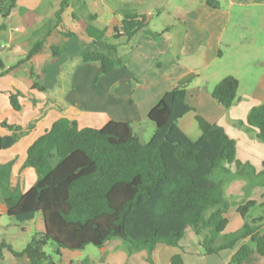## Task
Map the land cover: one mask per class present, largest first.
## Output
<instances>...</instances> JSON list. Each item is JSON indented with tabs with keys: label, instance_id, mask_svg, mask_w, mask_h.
<instances>
[{
	"label": "trees",
	"instance_id": "16d2710c",
	"mask_svg": "<svg viewBox=\"0 0 264 264\" xmlns=\"http://www.w3.org/2000/svg\"><path fill=\"white\" fill-rule=\"evenodd\" d=\"M69 2L63 0L54 19L34 32L24 57L15 65L7 68L0 55L1 76L41 51L46 38L60 26ZM208 3L219 7L217 0ZM16 4L17 0H0V15H10ZM87 19L83 26L93 44L106 45L108 52L84 49L81 58L86 63H99L103 73L124 63V57H113L112 53H118L121 45L130 43L147 27V16L125 10L110 40L106 29L93 24L94 14ZM52 50L53 61H57L67 48L60 45ZM35 87L45 89L38 81ZM238 90L239 79L228 75L211 94L229 109L237 101ZM21 94L18 90L10 94L16 110L22 109ZM186 96L185 85L163 95L148 115L155 130L146 142L130 122L110 120L100 128H81L76 119L59 118L28 149L23 166L34 168L37 180L27 191L12 184L15 160L0 164V195L8 216L25 222L41 214L45 222V230L36 232L22 250L1 242L0 260L2 248L7 247L17 256L27 254L32 264H60L45 250L50 242L61 255L62 249L84 250L91 244L102 248L119 238L129 254L147 250V260L154 264L159 244L179 246L189 231L194 232L206 255L220 254L243 242L228 264H243L254 251L264 256V215L249 216L256 201L240 204L238 212L244 224L225 232L232 206L226 195L227 183L236 178L247 180L248 193L254 185H264V168L257 174L252 164L238 160L236 140L223 126L200 114L196 115L200 137L193 140L185 133L179 120L195 110ZM237 124L257 130V138L264 142V103L250 110L246 123ZM1 126L11 133L0 134V150L12 147L34 123L23 128L3 121ZM232 163H236V171L227 166ZM219 170L225 178L216 177ZM258 176L260 181L255 180ZM171 264H184L182 255H173Z\"/></svg>",
	"mask_w": 264,
	"mask_h": 264
},
{
	"label": "crops",
	"instance_id": "0c3cea01",
	"mask_svg": "<svg viewBox=\"0 0 264 264\" xmlns=\"http://www.w3.org/2000/svg\"><path fill=\"white\" fill-rule=\"evenodd\" d=\"M62 1L17 0L10 15H0V55L7 68L24 57L34 32L54 19ZM217 1L218 8L212 7L208 0H70L62 13L60 26L46 38L41 51L5 75H0V134L11 133L1 126L3 121L23 128L35 123L12 147L0 150V164L15 160L12 184L27 191L36 182V170L23 166L28 149L59 118L76 119L81 128H100L110 120L126 121L139 134L137 123L148 118L151 109L169 89L182 85L187 88V102L195 110L179 120L180 128L190 137L193 132L199 138L197 114L223 126L228 135L236 140V158L249 162L260 174L264 168V142L257 138V130H248L237 123H246L250 110L264 103V63L257 67L254 61V45L257 46L259 40L257 32L264 30V0ZM125 10L147 16V27L138 32L130 43L121 45L118 53H112L113 57H124V63L103 73L99 63L83 62L81 53L84 49L108 52L106 45L93 44L83 21L94 14L96 20L93 24L106 29V36L111 40L114 27L121 23ZM156 16L159 21L155 20ZM162 22L163 26L160 25ZM248 33L251 37L247 36ZM60 45H65L67 50L57 61H53L52 48ZM69 66H74L70 85L65 82ZM241 69L252 70L247 87H243L244 78L236 74ZM228 75L239 79V90L237 101L226 109L212 96L213 86L210 83H217L211 81H219ZM94 77L102 83L93 97L97 107L89 106L93 101L85 102L84 99L90 98V95L83 94V91L77 99L80 108L74 107L71 98L73 89L78 90L80 84ZM36 81L45 89L35 87ZM57 88L62 92L69 89L65 94L70 103L67 108H59L61 105L53 100L52 94ZM17 90L22 92L19 98L21 110H16L10 100L11 92ZM83 105L87 108H82ZM227 166L236 171V163ZM216 177L222 179L226 175L219 170ZM255 180L260 181L261 178L258 176ZM247 183V180L236 178L226 185V195L232 202L228 212L230 222L225 230L227 233L239 229L245 222L238 212L240 204L254 200L256 205L264 206V185L258 183L247 193ZM2 214H7V207L0 195V216ZM25 222L34 223L37 232L45 230L41 214ZM22 230H27V227L23 226ZM262 231L264 233V225ZM3 241L10 244L1 239L0 249ZM242 243L221 252L229 251L223 264H228ZM194 244H198V240L193 231L184 235L179 246L159 244L153 254L154 263H158L160 254L164 253L163 264H171L175 254H181L184 264H187L188 247ZM24 247L13 248L22 250ZM67 251L72 250L62 249L61 258L56 259L60 264H122L125 261L150 264L147 250L129 254L119 238L102 247L104 259L88 256L82 260ZM0 264L32 262L27 254L17 256L4 247ZM243 264H264V256L254 251Z\"/></svg>",
	"mask_w": 264,
	"mask_h": 264
},
{
	"label": "rangeland",
	"instance_id": "374dc122",
	"mask_svg": "<svg viewBox=\"0 0 264 264\" xmlns=\"http://www.w3.org/2000/svg\"><path fill=\"white\" fill-rule=\"evenodd\" d=\"M155 20L159 21V18L156 16ZM163 26V22L160 24ZM159 27V25H157ZM248 37H251V33H248ZM257 38L258 43L257 46L254 45L255 50H254V61L257 64V67L261 64L264 63V30H258L257 32ZM88 46V45H87ZM89 48V47H88ZM70 71L68 70L66 72V80L68 85H70L71 82H73V76H74V66H69ZM238 74L241 78H244L242 81L243 87H247V83L250 81L252 70H246V69H241V71ZM220 81V80H219ZM219 81H211V82H219ZM247 82V83H246ZM217 83H210V86H213V88L216 86ZM214 84V85H213ZM102 83L100 80L98 81L96 77L92 78L90 81L87 82L85 80L82 84L79 85V89L74 90V92L71 95L72 100H74L73 106L76 108L79 107V102L78 98L80 93L83 91V94L85 95H90V98L86 97L87 99H84L86 103L89 101H93L92 103L89 104L90 107H97V101L96 98L93 100V97L96 96V90L101 88ZM69 87V86H68ZM69 89H66L62 92L61 89L57 88L54 94L52 96L54 97L53 100L58 102L61 106L59 108H67L69 106V101L65 98V94L68 92ZM20 98V97H19ZM66 99V101H65ZM76 102V103H75ZM57 103V104H58ZM82 108H87L86 105H83ZM80 110V109H78ZM95 113V111H93ZM35 124V123H34ZM136 131L141 135V139L143 141H149L150 138L153 135V132L155 130V125L150 119H145L142 122L137 123ZM140 128V130H139ZM199 133L201 134V130L199 128ZM191 138L193 140H196L197 134L191 132ZM200 136V135H199ZM259 214H264V206L261 204L256 205L250 209L249 216L250 215H255L258 216ZM26 226L27 230L23 231L22 227ZM37 232V228L34 226V223H28V222H19L16 221L14 218L8 216L7 214H2L0 216V240L1 239H6L10 244L13 245L14 248L20 249L21 247L26 246V244L31 240L32 236ZM196 237V236H195ZM197 238V237H196ZM198 240V239H197ZM123 241V240H122ZM125 244V243H124ZM126 246V244H125ZM189 249V254L186 255V261L187 264H223L224 260H227V253L228 252H223L220 255H206L203 252L202 247L198 244H194L193 246L188 247ZM57 246L53 242H50L46 247L45 250L53 255L55 259H60V255L57 254L56 252ZM128 251V250H127ZM126 252V250H125ZM67 253H71L73 255H77L82 258V260L86 259L88 256L93 257L94 259H101L103 255L102 248L94 246V245H88L84 250H75V251H67ZM165 254L162 253L160 254V259L159 262H155L154 264H163V258ZM167 258V255H166ZM75 259V258H74ZM128 263L125 261L122 264ZM84 264V263H83ZM134 264H142L139 262H135ZM151 264V263H150Z\"/></svg>",
	"mask_w": 264,
	"mask_h": 264
}]
</instances>
